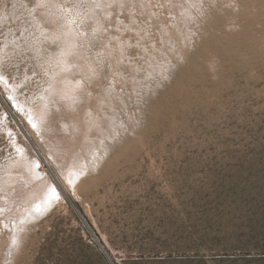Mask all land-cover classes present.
Returning <instances> with one entry per match:
<instances>
[{
    "label": "rangeland",
    "instance_id": "rangeland-1",
    "mask_svg": "<svg viewBox=\"0 0 264 264\" xmlns=\"http://www.w3.org/2000/svg\"><path fill=\"white\" fill-rule=\"evenodd\" d=\"M40 2L0 0V264H264V0Z\"/></svg>",
    "mask_w": 264,
    "mask_h": 264
},
{
    "label": "snow or ice",
    "instance_id": "snow-or-ice-1",
    "mask_svg": "<svg viewBox=\"0 0 264 264\" xmlns=\"http://www.w3.org/2000/svg\"><path fill=\"white\" fill-rule=\"evenodd\" d=\"M128 2H129V0H111V2L108 4V7L115 8L118 5L121 9L127 10V8H128ZM140 6L141 7H146L147 5H145L142 2L140 4ZM165 6H166L165 4H158V7H160V8H163ZM36 7H38V8L39 7H44L43 0H41V2L36 5ZM97 7H100V5H97ZM132 7L135 8V7H137V5L136 4H133ZM105 31H107V29L103 25H100L96 29H94V34L95 33H100L101 36H102V33L105 32ZM91 71L93 72V74L95 73V69L94 68L91 69ZM53 195H55V191L54 190H53Z\"/></svg>",
    "mask_w": 264,
    "mask_h": 264
},
{
    "label": "bare ground",
    "instance_id": "bare-ground-1",
    "mask_svg": "<svg viewBox=\"0 0 264 264\" xmlns=\"http://www.w3.org/2000/svg\"><path fill=\"white\" fill-rule=\"evenodd\" d=\"M64 65H65V64H64ZM62 80H63V79H62ZM35 106H36V105H35ZM35 108H36V107H35ZM31 113H32V112H31ZM31 113H30V114H31ZM35 113H36V112H35ZM38 113H39V112H38ZM30 116H31V115H30ZM36 116H37V115H36ZM33 117H35V115H33ZM30 120H31V119H30ZM38 121H39V119H37V118H36V119L33 118L31 122H34V123L36 124V123H38ZM35 127H36V126H35ZM33 165H34V164H33ZM33 173H36V171L33 172ZM35 175H36V174H34V176H35ZM50 191H52V190H50ZM11 192H12V191H11ZM8 195H11L10 192H9ZM46 198H47V197H46ZM49 199H51V198H49ZM9 202H10V201H9ZM16 227H17V226H16ZM18 229H19V228H18ZM5 257H6V256H5Z\"/></svg>",
    "mask_w": 264,
    "mask_h": 264
}]
</instances>
